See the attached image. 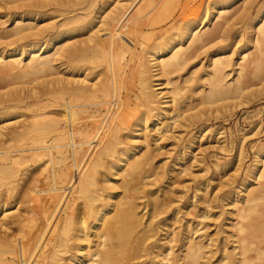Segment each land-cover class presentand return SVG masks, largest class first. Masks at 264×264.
Returning <instances> with one entry per match:
<instances>
[{"label": "bare ground", "instance_id": "obj_1", "mask_svg": "<svg viewBox=\"0 0 264 264\" xmlns=\"http://www.w3.org/2000/svg\"><path fill=\"white\" fill-rule=\"evenodd\" d=\"M223 2L214 16L206 10L202 18L188 24L180 34L173 30L165 35L164 47L154 44L141 55L135 53L134 45L117 29L121 21L117 13L105 16L100 24L95 23L93 28L88 29L89 35L85 39H74L71 44L61 45L52 54L48 50L37 55L35 47L40 42L42 32L36 26L24 24L25 20H34L36 13H19L14 20L17 24L13 30L5 35L0 34V62H4L7 55L10 58L15 55L13 53L16 50L6 51L7 47L12 49V44L31 40L27 47L32 58L22 67L31 68L37 74H49L55 70L64 75V70L70 71L67 77L56 80L57 86L54 85V88L47 84L40 95L35 94L36 89L23 94L17 90L0 93V109L38 105L31 121L21 125L20 130L14 129L7 135L2 130L11 126V123L0 127V134L8 136L0 142L20 143L16 146L17 155L10 166L7 163L0 164V188L5 185L1 177H15L17 166L23 164V158L31 165L38 160L44 161L42 172L38 177L35 176L36 188L42 190V183L46 181V188L52 189V197L56 200L53 202L52 197L48 200L43 193L45 189L39 195L37 192L40 189L24 194L17 192L14 185L0 189V264H16L14 257L17 256L21 264H157L156 258L159 257L168 264H202L209 252L213 258L220 253L215 264H264V190L257 194L250 190L242 206H238V197H232L233 211L230 215H234L237 222L231 225L232 233L228 237L233 244L231 250L224 240L222 247L206 252L209 244L196 242L192 238L198 230L194 228L191 233L187 232L190 226L188 222L184 225V234L173 231L166 235V239H155L158 234L155 233L158 231L156 225L161 227V223L154 224V218L169 207L170 201L166 199L155 198L150 204H144V209L151 206L147 221H143L144 214L141 215L139 211L138 200L143 197L138 193L141 191L139 186L144 179L147 180V176L153 175V171L147 172V166L152 165L156 155L150 144L151 138H148L149 133L157 135L156 139H152L156 144L164 134L176 128L178 120L187 110L185 99L188 98H178L180 92L190 90L191 94H202L200 104L206 105L234 99L243 90L240 79L235 80L234 84L227 81L230 74H227L226 69L231 65V57H210L208 67L211 66V69L204 70L203 74L200 73L203 64L201 71L187 69L205 52V44L214 41H211L212 35L218 34L215 37L217 39L219 33H224L228 28L225 26L229 23L225 18L227 4ZM210 14L213 19L216 18L212 28L207 24ZM81 24L77 17L65 19L59 26L61 37L84 29ZM103 25L110 26L112 32L106 28L104 32L108 31L109 34L106 32L101 38ZM257 33V41H264V21L257 28ZM119 35H123L121 39H118ZM9 38L11 41L5 42ZM169 51L172 55L163 59L162 55ZM240 59L245 61L246 55L241 53ZM22 60L11 59L8 65L21 66ZM55 62H58L59 67ZM239 65L242 69V64ZM186 70L188 77H177L181 86L172 82L171 75ZM164 85L173 87L163 93ZM161 94L164 96L160 97ZM53 96H57L53 98L56 104H51L50 98ZM164 97L168 101H163ZM28 101L36 102L29 104ZM49 106H61V118L46 117L43 110ZM149 122H152V128L147 131ZM64 125L69 128V137L63 131ZM75 134L81 136L80 142H75ZM142 134L145 136L144 145L139 144L143 151L137 150V141ZM54 147L62 159H72L74 171L68 168L63 174L56 170L50 174L46 172L48 164L56 159L51 154ZM101 169L107 172L100 179ZM119 174L124 179L117 184L115 176ZM257 176L258 179H264V156L250 167L240 188ZM74 177H78V181L71 185ZM28 187V190L33 189L31 185ZM118 190H121L120 194ZM2 192L6 193L5 197ZM116 194L119 195L118 199L115 198ZM21 199L30 204L22 216L18 214L14 220H9L7 206L11 201L19 204ZM77 200H82V204L78 205ZM60 209L62 213L58 211ZM55 210L57 219L51 220ZM194 215L196 218L206 217L202 213ZM11 224L14 227L12 230L18 235L9 231ZM15 224L17 228L13 226ZM10 232L14 233L11 235L13 238L19 237L11 238ZM164 240L165 245L160 246L158 243ZM172 241L181 242L178 254L173 250ZM64 254L69 255L64 258ZM25 255L28 256L26 259Z\"/></svg>", "mask_w": 264, "mask_h": 264}, {"label": "rangeland", "instance_id": "obj_2", "mask_svg": "<svg viewBox=\"0 0 264 264\" xmlns=\"http://www.w3.org/2000/svg\"><path fill=\"white\" fill-rule=\"evenodd\" d=\"M224 1L227 4L226 10L228 11L225 14V18L227 22L231 23V25L227 23L225 26L226 28L228 26V28L224 33L222 32L226 37L219 33V38L216 39L218 32H216V36L214 33L211 37V41H214L209 42L210 44H205L208 48L205 46L203 48L205 51H203L204 55L202 54L198 58L199 60L193 61L187 69L201 71L203 67L200 72L203 74L204 70L208 71L211 69V66L208 67L210 57L215 55L231 57V65L226 69L227 74H230L227 81L234 84L235 80L240 79V84L243 83L241 85L243 90L234 99L213 104L205 103L206 105L203 104L204 106L200 104L202 94L197 92V94H191L190 90L181 91V95H178V98H181V96L182 98H188L185 99L187 110L183 117L180 118L181 120H178L179 125L177 124L175 129L164 134L165 136L161 137L162 139L160 138L156 144L153 140L154 137L155 139L157 138V135L149 133L148 138H151L150 144L156 155L153 162L151 161L152 165L150 167L148 165V171L147 169L146 171L148 173L153 171V175L147 176V180L144 179L142 181L143 184L139 186L141 191H138L141 194L140 196H143L140 201L138 200L140 203L139 211L141 215L144 214L143 221L148 220L150 215L148 212L151 210V206L144 209V204H150L155 198L170 201L168 203L169 207H166L165 212L154 218V224L161 223V227L156 225V231H158L155 233L158 234L155 235V239L157 238L159 241L166 239V235L173 231L178 234L183 232L184 234L186 232L184 225L188 222L190 226L187 232L191 233L194 228V230H198L192 238L196 242L203 241L206 245L209 244L208 248L205 249L206 252L222 247L224 240L227 241V248L232 249V240L228 237L232 233L231 225L237 222L234 220V215H230L233 211L232 197L234 199L238 197L237 200L240 202L238 206H242L244 197L250 190H254L256 194L264 190V179H258L259 175L254 180H249L247 185L243 188L241 187L242 189L240 188L247 171L264 156V41L260 43L257 41V28L264 21H262V18L264 19V0ZM222 3H224L223 0H14L12 3L11 0H0V34L5 35V33L13 30L17 24L14 20L19 13H36L37 16L34 20H25L24 24L36 26V29H40L42 32L39 37L40 42L35 47L37 55L48 50L52 54L61 45L71 44L74 39H85L89 35L87 33L88 29L93 28L95 23L102 21L105 16L117 13L121 18L117 29L120 30L119 32L122 31L128 42L134 45L135 53L141 55L143 51L153 47L154 44L164 47L166 42V40L164 41L165 35H169L173 30L174 33L180 34L188 24L197 22L202 18L206 10L214 16L216 9L222 6ZM208 8H210V12ZM227 13L229 14L226 17ZM3 16L5 17L3 18ZM72 17L79 18L82 22L81 25L85 28L61 37L59 33L60 24L65 19ZM90 21L91 23L87 24ZM215 21L216 18L213 19L210 14L209 18H207V24H210L209 27ZM106 28L109 30L110 26L109 28L102 26L104 30L101 32L103 33L101 38H104L106 32L108 33V31L104 32ZM109 31L111 33L112 29ZM122 36L119 35L118 39H121ZM6 40L5 42L8 43L11 38ZM30 41H20L12 44V49H7L10 46L6 48V51L14 49L16 52L13 53L15 55L12 58L6 54L4 62H0V93H13L17 90V92L23 94L31 89H36L37 92L35 94L40 95L47 84L53 85L52 87L54 88V85L57 86L56 80L60 77H67L70 72L64 70V75H62L54 70V72L49 74H37L31 68L22 67V65L29 63L32 58V55L28 52L30 49L27 47ZM1 42H3L2 39ZM21 45H23L22 48H20ZM16 46L17 49H15ZM241 53L246 55L245 61H241ZM171 55L172 53L169 51L162 57L166 59ZM11 59H23L21 66L8 65ZM240 63L243 66L242 69L239 65ZM55 64L59 67L58 62H55ZM202 64L203 66L201 67ZM65 71L68 72L66 73ZM188 75L189 73L186 70L170 77L173 83H179L177 81L178 76H182V79H185ZM179 86H181L180 83ZM172 87V85L163 87V93L167 92L168 89L170 90V88L172 89ZM163 96L164 94L160 95V97ZM56 97L50 98L52 100L51 104H56L53 101V98L56 99ZM163 101H168V99L164 97ZM34 102L36 101H28L29 104H34ZM32 106L31 108L23 106L20 108L0 109V127L6 123H11V126L2 131L8 135L12 130H20L21 125L31 121L32 115L38 109L37 104ZM43 111L46 117L59 118L63 108L61 106H49ZM151 124L152 122H149L147 131L152 128ZM159 124H161L160 121ZM64 127L63 131L65 130L66 137H69V128L65 125ZM7 135L0 134V141L1 139H7ZM144 138L145 136L142 134V137L137 141L138 144L140 142L144 145ZM74 140L75 142H80L81 136H76L75 134ZM4 142H0V164L7 163L6 165L10 166L13 158L15 159L17 155L15 151L18 150V147L16 146L20 145V143H14L16 141ZM23 148L26 149V147ZM54 148L53 151L51 150V154L52 158L55 157L57 160L55 159V162L48 164L46 172L50 174V172L53 173L56 170L63 174L68 171V168L73 170L72 159L70 157L62 159L61 155L57 153L58 150ZM19 150L21 149L19 148ZM137 150L143 151L144 149L139 144ZM58 156L61 158H58ZM43 163L44 161L38 160L31 165L30 162L26 161V158H23V164L19 165V167L17 166V175L15 177H1V182L5 185L3 184L4 186L0 189L4 190L9 185H14L19 193L24 194L26 191L31 190L37 192L40 188H36L35 180L39 173L42 172ZM105 171V169L100 170V179ZM35 176L37 177L35 178ZM115 177L117 184H120L124 179V176L120 174ZM77 181L78 177H74L71 185L76 184ZM29 185L34 190H28ZM42 185L44 188L40 189L41 191L39 190L37 195L41 194L45 189L43 193L50 200L52 189L46 188L48 185L46 181ZM118 191V194H120L121 190ZM2 193L3 197H5L6 193ZM118 194L115 196L116 199L119 198ZM201 198L203 199L201 200ZM21 200L19 204L11 201L7 206L8 217L10 216L9 220H14L18 214L22 216L21 214L26 211L24 209L30 203H25L23 199ZM52 201L56 202L53 197ZM82 202V200H77L78 205H81ZM58 211L63 212L61 209ZM55 213H57L56 210L52 213L51 220L53 218L54 220L57 219ZM196 213L197 215L206 214V217L203 219L196 218L194 215ZM13 226L17 228L16 224ZM10 227L9 231L12 228L14 229L12 224ZM6 233L9 232L7 231ZM10 233V237L13 238L11 235L14 233ZM15 235L18 234L15 232ZM18 237L16 236L13 239ZM165 241L158 244L160 246L162 244L165 245L163 243ZM180 243L172 241L171 244L177 254L179 253ZM211 254L210 252L206 253L202 264L217 263L216 260L220 253L217 254L216 258L211 257ZM68 255L64 254L63 257L66 258ZM24 257L26 259L28 256L25 255ZM14 260L16 264H21L19 261L21 260L20 257H14ZM156 263L168 264L166 261H162L160 257L156 258Z\"/></svg>", "mask_w": 264, "mask_h": 264}]
</instances>
